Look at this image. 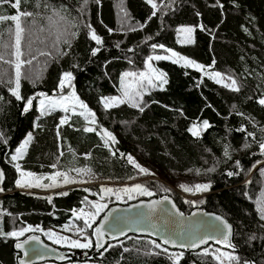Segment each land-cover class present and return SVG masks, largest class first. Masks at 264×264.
<instances>
[{
	"label": "trees",
	"instance_id": "obj_1",
	"mask_svg": "<svg viewBox=\"0 0 264 264\" xmlns=\"http://www.w3.org/2000/svg\"><path fill=\"white\" fill-rule=\"evenodd\" d=\"M50 2L57 7L61 4L68 5L72 14L77 15L75 9L79 7V0ZM215 3L216 0H177L173 5L174 10L164 9L166 14L163 18L158 13L143 30L137 31H126L122 27L121 8L130 17L128 24L138 27L147 20L152 10L146 0H100L98 4L90 3L86 20L103 38L101 52L95 57L91 56L90 48L96 45L89 41L86 30H82L79 38L74 41L70 54L58 62L50 63L43 71V79L37 87L22 81V95L25 98L35 96L38 92L48 95L63 94L64 90L58 87L59 79L63 71L71 70L76 95L96 113L99 125L116 136L118 143L110 147H105L96 132H84L83 118L73 114L68 115V123L60 127L58 137L57 125L63 116L60 110H52L51 114L37 120L39 113L35 100L29 112L23 113V102L16 101L6 88L0 86V95L4 97L3 110L0 111V132L8 138L7 145L0 143V167L5 173L3 191H0V226L3 231L19 229L26 224L39 225L44 229L60 228L72 219L73 210L85 205L82 202L85 197L88 198V194L84 189L99 192L96 184L65 187L59 184L58 178L57 186L52 188H17V172L6 154L13 152L30 131L33 133V140L19 163L23 170L43 177L42 183H52L48 180V175L54 170H63L66 164L87 166L102 181L128 184L142 181L156 192L155 196H161V185H169L182 191L179 187L181 183L192 186L211 181L209 191L198 193L201 195L196 200L193 198L195 201H205L196 206L185 203V200L190 199H183L181 194L167 186L170 191L165 194L175 201L181 212L188 213L193 208H201L223 216L233 226L232 242L237 245L239 255L254 260L256 264H264V240L259 238L264 236V229L258 227L264 222L259 221L254 205L257 194L264 187V177L259 173V168L264 163L251 173L247 171L257 160L264 162V155L259 153L256 144L246 151L242 150L245 133L237 131L243 124L248 131L255 132L259 139V128L264 127V106L257 102L261 93H264V0H221L223 9L214 6ZM27 8L34 10V0H30ZM0 11L8 14L14 10L3 5L0 6ZM197 12L200 13L199 16L196 15ZM199 24H203L207 31L197 28L193 34L194 43L182 45L175 41L178 26ZM245 27L247 32L244 31ZM109 28L113 29L111 34L108 32ZM147 36H152V40L145 43L144 38ZM152 43L163 44L165 48H171L202 65H212L210 69L238 78L244 87L236 93L202 76L195 69L170 60H154V66L166 74L168 82L163 90L155 87L144 94V102L148 105L145 111L140 113L128 104L106 111L100 99L102 96L118 93L121 73L140 72L149 56L162 53V49H152ZM117 44L120 46L117 47ZM129 48L134 51L129 52ZM44 59H40L37 70L42 68ZM129 59L132 63L128 62ZM74 64L78 67H73ZM233 104L237 105L245 117H251L252 122L236 114L229 115ZM181 111L183 115L180 114ZM203 120H208L212 127L200 139L193 138L187 132L188 127L193 122ZM124 121L134 123L125 126ZM34 124L39 127L34 128ZM224 143H231L238 149L233 153L232 161L222 163L216 172L207 175L188 171L211 167L216 157H222ZM206 148L211 149V152L205 151ZM128 154L155 175L139 174V170L127 161ZM237 159L241 160L245 171L238 177L228 178L223 173L226 168L232 169L233 162ZM52 164L57 167L52 168ZM155 177L160 181L155 180ZM248 180L252 181L250 185H246ZM38 190L53 191L48 194ZM61 192L68 194L59 195ZM245 192L249 195L245 196ZM47 197H52L51 202ZM112 203L115 202L108 203L107 206ZM91 232V228L87 230L92 239ZM253 233L258 238L249 242L247 238ZM150 240L154 239L144 235H121L107 242L105 247L108 244L114 247L103 255L100 254L103 249H97L83 260L78 256L83 251L92 252L93 239V247L89 249H71L54 244L76 252L77 256L62 263L38 264H170L165 255L144 256L135 251L137 248H144V242ZM13 242L12 238L0 237V264H18L19 254L13 248ZM206 246H210V250H229L217 243ZM124 248L130 251L124 252ZM183 251L185 257L181 264H201L200 257L196 255L199 250ZM207 260L208 264H216L211 256Z\"/></svg>",
	"mask_w": 264,
	"mask_h": 264
},
{
	"label": "snow or ice",
	"instance_id": "obj_2",
	"mask_svg": "<svg viewBox=\"0 0 264 264\" xmlns=\"http://www.w3.org/2000/svg\"><path fill=\"white\" fill-rule=\"evenodd\" d=\"M30 0H0V6L8 5L14 11L8 14H4L0 11V86L6 88L7 92L15 98L16 101L23 102V113L29 112L33 105V100L37 97H43L39 102V116L37 120L41 117L51 114V111L60 108L65 113H68V101H72V113L73 115H78L85 118L86 122H90L92 125L96 127L85 126L83 128L84 132H97V128L99 131L97 135H101V139L104 142L105 147H110L118 143L116 136L114 133L107 128H104L102 125H99L96 113L92 111L88 105L76 95L73 90L68 95H60L58 99L48 96L44 92H38L35 96H28L25 98L22 95V81H27L34 88L37 87L42 79H43V71L46 70L47 66L52 62H58L59 59L66 57L70 54L73 43L77 40L81 34L82 30H86L87 37L90 42H94L95 47L90 48L91 56L95 57L99 52H101L103 48V38L97 34L96 30L93 28L92 24L86 20V16L88 14V6L90 3H99L100 0H79V7L75 9L77 15L72 14V10H70V6L61 4L59 7L52 4L50 0H34V10H28L27 5ZM177 2V0H146V3L151 6V13L147 17V20L139 24L138 27H134L131 24H128V20L130 17L128 16L127 11L122 7L121 12L123 16L121 17V25L125 28L126 31H137L143 30L144 27L147 26V23L158 15H161V18L166 14L164 9L174 10L173 5ZM22 5L25 7L22 8ZM216 7H220L223 9V4L221 0H216ZM197 16L200 15L199 12L196 13ZM199 28L201 31H207L203 24L194 25V26H181L176 29L178 36V43L182 45H189L194 43L193 34ZM244 31L247 32L248 29L245 27ZM108 32L111 34L113 29L109 28ZM7 36V39L5 37ZM34 37H37L34 39ZM42 37V38H41ZM152 40V36H147L144 38V42ZM120 45L117 44V47ZM152 49H165V45L152 43L150 45ZM167 52L171 53V55H157L155 57L149 56L145 60V65H149V61L152 59L155 60H172V57H176V59L172 60L173 63H180L183 61L184 67H191L196 69L197 71L204 72V74L209 78L214 80L215 83L220 84L222 87L229 89L230 91L239 93L244 84L236 77L232 75L222 74L219 71H206V66L197 63L196 61L181 55L180 53L174 51L171 48L165 49ZM129 52H133V48L128 49ZM45 58L43 61V66L40 70L37 68L40 66V59ZM129 63H132V60H128ZM215 64V60H213V65ZM73 67H78V65H73ZM211 68L212 65L207 66ZM153 72L156 70L153 69ZM139 76V79H135ZM251 75V73H249ZM131 77L135 81V87H132L129 83H126V80ZM74 76L71 70L63 71L60 79L58 87L63 89L65 87H73ZM155 81L158 82L154 84L152 76L146 75L144 72H140L139 74L135 72H123L121 73V95L120 96H102L101 103L103 104L104 109L110 110L112 108H116L122 104H128L130 107L137 109L140 113H143L148 107L147 103L144 102V89L148 86H159L161 90H163V86L167 84L166 74L163 72H159L158 75L155 76ZM251 99V97H249ZM261 106H264V93H261L260 98L257 101ZM4 97L0 95V111L3 110ZM76 105L79 106L82 111H76ZM183 115V112L180 113ZM236 114L242 117H245V114L238 110L237 105H232V112L229 114ZM89 117L91 118L89 121ZM250 122H252L251 117H245ZM70 117L65 115L60 119V123L57 125V136L59 137V129L62 125L67 124ZM227 119V117H226ZM125 126H129L134 121H124ZM39 127L38 124H34V128ZM212 125L208 120L196 121L188 127L187 132L196 139H200L203 133L210 129ZM239 132L245 133L244 142L241 145L242 150L250 149L253 144H256L261 155H264V127L259 128V132L261 133L259 139H257L256 133L253 131H248L247 128L242 124L240 128L237 129ZM33 140V133H27L24 140L15 148L14 152L7 153L8 161L15 168L16 172L19 174V178L16 179L15 185L18 188H32V187H41V188H52L56 187V178L63 177V182L65 184L75 182L70 179L66 172H56L52 176L48 177L52 181V183H41L40 181L44 179L43 177H36L34 173L28 171H24L22 169L20 160L23 159V156ZM0 143L7 145L8 138L4 135L3 132H0ZM238 149L234 148L231 143H224L222 145V157H216L215 162L211 167L206 169H189V172L195 171L197 174L207 175L209 173H214L217 171L219 166L223 164H227L229 161H232V155ZM207 152H211V149H205ZM115 155V152L112 153ZM61 156L63 153L61 152ZM90 155V154H85ZM123 155V154H121ZM255 155V153H252ZM127 160L130 164H132L136 169L139 170V174L143 175H155L148 168L141 166L136 160L133 158L131 154H128ZM207 163V161H205ZM262 161L257 160L251 168L247 171L251 173L254 169L257 168L258 165H261ZM52 168H56V164L51 165ZM234 169V170H233ZM77 173H85V169L75 168L72 169ZM244 167L241 163V160L237 159L233 162L232 169H225L223 173L228 178H232L234 176L238 177L244 172ZM87 172H91V169H87ZM259 173L261 177H264V166L259 168ZM5 179V173L3 170H0V183H2ZM129 179H133V177H129ZM252 183L251 180L246 181V185H250ZM179 187L185 193H191L193 195L198 193H204L211 189L212 182H204V183H196L192 186H189L185 183L179 184ZM161 190L164 192H169L170 189L166 186L161 185ZM0 191H3V188L0 187ZM84 191H89V189H84ZM103 193H111L116 195L117 199H121V193L127 194L128 199H133L132 193H136L140 196L152 197L154 192L149 189L148 186L136 183L129 186H125L123 188L113 189L106 188L101 186L100 189ZM67 192H61L59 195H67ZM249 193L245 192V196H248ZM49 202H51L52 197H47ZM167 201L171 204L172 209H176L175 203L169 200L168 196L162 197L161 200H153L147 204V211L144 213L137 214L135 218H128L126 223H138L139 220H150L155 224L153 214L157 211L158 206H162L163 202ZM204 200H185V203L192 204L196 206L198 204H203ZM82 203H87L91 206V210L85 211L81 209L79 214H77L76 210H73V216L76 220H83V227L77 226L75 228V235H78L81 239H72L70 236L58 235L57 233L48 230L47 235L49 239H54V243L60 244L64 242L67 246L72 249H89L93 247L92 239L89 235L86 234V230L93 228V221H95L96 216L100 214V212L104 211L107 208V204L98 203L95 201H88L87 197L84 198ZM143 204V201H141ZM255 212L259 219V221L264 222V187L261 188V191L257 194L255 200ZM162 211H168L165 208H161ZM114 211V210H113ZM2 214V213H0ZM176 214L178 216L183 217V213L176 210ZM195 215V213H193ZM108 220V216L105 215L103 220L99 223L102 225L104 221ZM215 220L219 221V224L211 226L212 231L217 233V236L209 235L207 233H200L198 231H186L183 227H179L174 229V234L169 236L161 237V242L157 243L156 240L146 241L144 248H137L135 251L139 254L142 253L144 256H159L165 255L170 264H181V261L185 257V251L183 250H197L196 255L200 257L201 264H208L207 257L211 256L212 260L216 262V264H256L254 260L244 258L239 255V250L237 249V245L232 242V237L234 236L233 226L221 216H215ZM65 229H68V225L64 226ZM259 228L264 229V223H260L258 225ZM43 231L37 225L35 229L33 226L28 225L27 227H22L19 229H13L11 231H3L2 226H0V237L4 238H19L23 237L26 232L31 231ZM137 231H147L143 228H137ZM118 235H125V229H121ZM177 235H187L188 240L186 242H178L175 238ZM91 236L96 237L95 247L96 249H103L100 253L101 255L104 252H107L110 248L114 247L112 244H108L107 247H104V244L101 243V239L105 236V231L100 227L96 226ZM113 239H116V236H112ZM258 237L255 233L250 234L248 236V241H255ZM264 240V236L259 237ZM131 239V238H129ZM208 240H215L217 244L223 245L225 248L229 249L228 251H223L220 248L215 250H210V246L201 247L202 245H207ZM29 241H39V237L35 235H30L24 240H19L15 244L16 249H24L25 245L29 244ZM139 242V241H138ZM121 246L123 242H120ZM165 245H171L176 248L181 249L179 252H172ZM46 247V246H45ZM130 249L124 248V252H129ZM31 253L36 256L37 259H43V256L39 254V250L36 248L31 249ZM29 250L24 251V256H29ZM58 259H65L64 255L61 254ZM19 264H32L31 260L25 261L23 259L19 260ZM195 264V262H193Z\"/></svg>",
	"mask_w": 264,
	"mask_h": 264
},
{
	"label": "water",
	"instance_id": "obj_3",
	"mask_svg": "<svg viewBox=\"0 0 264 264\" xmlns=\"http://www.w3.org/2000/svg\"><path fill=\"white\" fill-rule=\"evenodd\" d=\"M0 170H2L1 167ZM2 185L3 182L0 183V187H2ZM164 196H168L169 200L175 203V201L169 195L163 194L161 196L153 195L152 197H141L130 200L126 203H112L108 205V207L105 208L102 214L97 218L93 227L94 229L96 226H100L105 231V236L101 239V243L104 244V247L109 240L113 239V235H115L116 237L121 236L118 235L121 229H125V234L149 236L158 242H161V237L173 235L174 229H177L179 227H183L186 231L195 230L202 234L207 233L214 236L218 235L217 233L212 231L211 226L219 224V221L215 220V216H221L220 214L203 210L201 208H193L188 213L182 212L184 215L183 217H181L176 214V210L181 212L177 204L175 203L176 209H172L171 204H169L167 201H164L162 206H158L157 211L153 214L155 224H153V222L150 220H139L138 223H126V220L128 218H135L137 217V214L146 212L148 210L146 206L150 201L161 200ZM141 201H143V204H141ZM161 208H165L168 211H162ZM193 213H195V215H193ZM105 215L108 216V220L104 221V223L101 225L99 222L103 220ZM221 217L224 218L223 216ZM137 228H143L147 231H137ZM30 235L38 236L39 241H29V244L25 245L24 249L15 248V244L18 242V239L14 240L13 242V248L19 254V257L17 258L18 264L20 259H23L25 261L31 260L32 264H38L42 262L62 263L66 262L69 259L73 260L77 256L76 252H70L68 250L47 243L36 233H28L25 236L19 238V240H24ZM92 238L94 241V249L91 253L83 251L80 256H78L80 260H83L85 257H88L90 254L94 253L97 250L95 247L96 237L92 236ZM175 238L178 240V242H186L188 240L187 235H177L175 236ZM210 243L216 242L215 240H208L207 244ZM204 246L206 245H202L201 247ZM165 247H168L170 250L182 251L181 249L171 245H165ZM32 248L38 249L39 254L43 256V259H37L36 256L31 253ZM25 250H29V256H24ZM61 254L64 255L65 259H58Z\"/></svg>",
	"mask_w": 264,
	"mask_h": 264
},
{
	"label": "rangeland",
	"instance_id": "obj_4",
	"mask_svg": "<svg viewBox=\"0 0 264 264\" xmlns=\"http://www.w3.org/2000/svg\"><path fill=\"white\" fill-rule=\"evenodd\" d=\"M181 26H191V25H181ZM181 26H178V27H181ZM177 27V28H178ZM178 36H177V32H176V34H175V41L178 43ZM165 49H168V48H165ZM165 49H162L163 51H162V53H160V54H157V55H171V53H169V52H167ZM157 55H153L152 57H155V56H157ZM184 56V55H183ZM189 58V57H188ZM174 59H176V57H172V60H174ZM191 59V58H190ZM155 59H152L151 61H149V65L150 66H146L145 65V67H144V69L143 70H141L140 72H144L146 75H149V76H152V78H153V81H154V84H157L158 82H156L155 81V76L156 75H158V73L159 72H163L162 70H160V69H158V68H156L155 66H154V64H153V61H154ZM172 60H170V61H172ZM193 60V59H192ZM198 63V62H197ZM176 64H178V65H181V66H183V61H180V63H176ZM200 64V63H199ZM188 68H191V67H188ZM153 69H155L156 71L155 72H153L152 70ZM192 69H194V68H192ZM196 70V69H195ZM206 71H213L214 72V70H212V69H210V68H208L207 66H206V69H205ZM140 72H135V73H137V74H139ZM200 73H201V75L202 76H206L205 74H204V72H201V71H199ZM223 74V73H222ZM225 76H227L226 74H225ZM207 77V76H206ZM208 78V77H207ZM135 79H139V76L137 75V77L135 78ZM210 80H212V79H210ZM213 82H214V80H212ZM126 83H129L132 87H135V81H134V79L133 78H131V77H129L127 80H126ZM220 85V84H219ZM156 88H160L159 86H155ZM155 87H153V86H148V87H146L145 89H144V93H146V92H148L151 88H155ZM63 94H53V95H48V96H52V97H54V98H56V99H58L59 98V96L60 95H68L69 93H71L74 89H73V87H65V88H63ZM121 95V77H120V80H119V90H118V93L116 94V95H110V96H107V97H111V96H120ZM40 99H43V97H37L36 99H34L35 100V103H36V109H37V111H38V113H39V102H40ZM100 101H101V99H100ZM68 103V107H69V111H68V113H65L62 109H60V108H56V109H58V110H60L62 113H63V116H65V115H70V114H73L72 113V101H68L67 102ZM101 105L103 106V104L101 103ZM55 110V109H54ZM76 111L77 112H79V111H82V109H80L79 108V106L78 105H76ZM83 118V120H84V122H85V126H89V127H94V125H92L90 122H86L85 121V118L84 117H82ZM90 117H89V121H90ZM59 123H60V120H59ZM99 131V128L97 129V132ZM30 132V131H29ZM29 132H27V133H29ZM96 132V133H97ZM27 133L25 134V136H24V138L26 137V135H27ZM101 135H102V133H101ZM101 135H99L100 137H101ZM24 138L22 139V140H24ZM21 140V141H22ZM21 141H20V143H21ZM103 141V140H102ZM19 143V144H20ZM104 143V142H103ZM18 144V145H19ZM17 145V146H18ZM16 146V147H17ZM15 147V148H16ZM14 152V151H13ZM126 159H127V157H126ZM128 161V160H127ZM75 168H81V169H85V173H77L76 171H74V170H72V169H75ZM87 166H80V167H78V166H74V165H69V164H66V166H65V168L63 169V170H54L50 175H48L49 177L50 176H52L54 173H56V172H66L67 174H68V176L70 177V179H72V180H74L75 182H72V183H67V184H65L64 182H63V177H57L58 178V181L60 182L59 184H62V185H64L65 187H67V186H72V185H92V184H96V186L98 187V190H99V192L98 193H94V192H92L90 189H89V191H87V194H88V201H95V202H98V203H105V204H108V203H111V202H117V203H126L127 201H130V200H134V199H136V198H138V197H147V196H140V195H138V194H136V193H132V195H133V199H128V195L127 194H124V193H121V199H117L116 198V195H114V194H111V193H103V192H101L100 191V189H101V186H104V187H106V188H113V189H118V188H123V187H125V186H131V185H133V184H136V183H141V184H143L142 183V181H136V182H134V183H126V182H124V183H114V182H109V181H102V180H99V178H97L96 177V175L91 171V172H87ZM25 171V170H24ZM26 172H28V171H26ZM32 173H34V172H32ZM35 174V176L36 177H40V176H38V174L37 173H34ZM19 178V174L17 173V178L16 179H18ZM155 180H158V181H160V179L159 178H157V177H155L154 178ZM43 180V179H42ZM42 180L40 181L41 183H42ZM49 181H51L50 179H48ZM167 187H169V188H171L174 192H176V193H178V194H181V197L183 198V199H186V198H189L190 200H193V198L196 200L197 198H200V195L201 194H198V195H189V194H186L185 192H182L179 188H176V187H172V186H169V185H166ZM18 188V187H17ZM33 188H38V189H42L41 187H32V188H19V189H25V190H32ZM151 190V189H150ZM38 191H43V190H38ZM53 190H50V191H47V192H45V191H43V193L45 192V193H48V194H50L51 192H52ZM153 191V190H152ZM155 194H156V192L155 191H153ZM155 194H154V196H155ZM160 194L161 195H163V194H165V192L164 191H160ZM81 209H84L85 211H89V210H91V206L89 205V204H87V203H85V205L84 206H82V207H80V208H78V209H76V212H77V214H79V212H80V210ZM102 212H100V214H101ZM185 213V212H184ZM99 214V215H100ZM99 215L98 216H96V219H95V221L97 220V218L99 217ZM95 221H93L92 223L95 225ZM65 225H68V229L66 230L65 229ZM64 226H62V227H60V228H56V229H44V228H41L39 225V227H40V229H43V231H38V230H36V231H31L32 233H36L37 235H39L41 238H43L44 240H46V241H48L49 243H51V244H55V245H59V246H64V247H67V248H71V247H69V246H67L64 242H61L60 244H57V243H54L53 241H54V239H55V237L53 238V239H49V236L47 235V232H48V230H51V231H53V232H55V233H57L58 235H63V236H70L72 239H81L82 240V238L81 237H79L78 235H75L74 233H75V228L77 227V226H79V227H83V220L81 219V220H76L75 219V217L73 216V212H72V219L71 220H69L68 221V223L67 224H65ZM94 225H93V227H94ZM28 225L26 224V225H24L23 227H27ZM32 226V225H31ZM35 227L36 226H33V228L35 229ZM15 229H17V228H15ZM93 228H91V230H92ZM88 230V229H87ZM87 230H86V234H87ZM31 232H26L25 234H24V236L26 235V234H28V233H31ZM92 233V232H91ZM88 235V234H87ZM10 238H12L13 240H16L17 238H13V237H10ZM19 238H21V237H19ZM18 238V239H19ZM93 239V238H92ZM82 242H83V240H82ZM72 249V248H71ZM224 251V250H223Z\"/></svg>",
	"mask_w": 264,
	"mask_h": 264
}]
</instances>
